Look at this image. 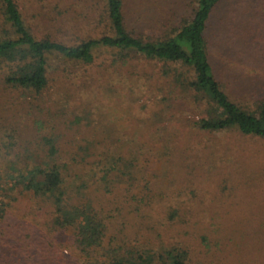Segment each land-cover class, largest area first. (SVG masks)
Masks as SVG:
<instances>
[{
  "label": "rangeland",
  "instance_id": "obj_1",
  "mask_svg": "<svg viewBox=\"0 0 264 264\" xmlns=\"http://www.w3.org/2000/svg\"><path fill=\"white\" fill-rule=\"evenodd\" d=\"M15 1L37 38L74 44L111 32L103 0ZM235 4L223 0L213 14L209 54L224 90L251 102V94L264 90V50L250 36H225L215 24ZM123 5L130 21L149 18L135 25L146 33L164 29L166 19L177 24L187 12L182 0ZM4 34L15 35L0 7ZM122 53L95 47L91 61L48 53L47 85L39 90L6 82L8 66L0 61V165H42L54 145L55 161L68 164L67 179L86 183L105 214H115L113 226L120 227V208L136 203L123 240L137 234L157 250L178 246L190 264H264V137L237 126L201 130L196 121L204 104L164 75L161 62ZM130 152L136 178L124 195L130 180L120 182V164L112 166ZM11 199V216L45 229V213L28 194ZM56 237L67 246L70 231Z\"/></svg>",
  "mask_w": 264,
  "mask_h": 264
},
{
  "label": "trees",
  "instance_id": "obj_2",
  "mask_svg": "<svg viewBox=\"0 0 264 264\" xmlns=\"http://www.w3.org/2000/svg\"><path fill=\"white\" fill-rule=\"evenodd\" d=\"M103 2L111 32L67 44L46 36L35 37L17 2L0 0L4 20L15 34L0 35V61L8 66L4 80L39 90L47 85L48 53L91 61L95 47L116 48L123 52L122 59L132 53L161 62L164 75L171 76L198 105L204 104L205 114L196 121L201 130L212 132L237 126L241 132L264 137V90L260 96L249 94L255 98L251 105L249 100L229 95L221 78L213 72L209 28L223 0H182L187 12L180 14L177 24L168 25V19L163 20L164 29L153 33L142 28L137 31L135 25L148 24L149 18L140 14L130 21L123 0ZM216 23L225 36L229 31L231 36H250L253 46L264 50V44L262 48L256 44L259 39L264 42V0H236ZM56 151L57 147L50 145V160L42 165H0V264H190L185 250L178 246L157 250L140 242L137 234L131 242L123 240L120 235L126 223L133 221L136 203L122 206L120 227L113 226L115 214H105L87 193L86 183H70L63 168L68 164L55 161ZM130 154L129 158L120 155L112 166L115 169L120 164V182L126 176L130 180L122 191L124 195L130 187L134 189L136 178L131 171L134 157ZM24 193L45 213V229L11 216V197ZM131 196L137 198L132 193ZM60 230L70 231L67 246L56 237ZM65 247L70 253H65Z\"/></svg>",
  "mask_w": 264,
  "mask_h": 264
}]
</instances>
